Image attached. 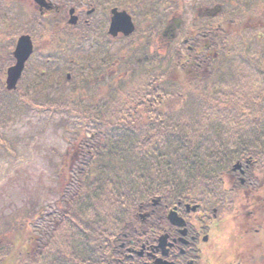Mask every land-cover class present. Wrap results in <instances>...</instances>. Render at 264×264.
I'll return each mask as SVG.
<instances>
[{"label": "trees", "instance_id": "16d2710c", "mask_svg": "<svg viewBox=\"0 0 264 264\" xmlns=\"http://www.w3.org/2000/svg\"><path fill=\"white\" fill-rule=\"evenodd\" d=\"M249 9L240 6L220 24V34H210L217 54L204 53L208 44L197 42L191 57L179 46L169 56L156 51L127 77L106 83L105 91L99 86L105 98L97 103L71 92L32 103L90 111L77 132L88 140L85 132L95 135V159L80 166V183L44 234L32 226L29 234L27 223L14 227L17 217L7 224L14 227L9 238L0 222V264H114L118 238L134 235L137 211L153 196L199 197L191 192L198 178L220 189L219 177L235 161L264 162V21ZM246 18L257 28L243 26ZM193 60L201 66L184 67ZM12 101L0 84V121L13 112ZM76 146L73 158L82 149Z\"/></svg>", "mask_w": 264, "mask_h": 264}, {"label": "rangeland", "instance_id": "374dc122", "mask_svg": "<svg viewBox=\"0 0 264 264\" xmlns=\"http://www.w3.org/2000/svg\"><path fill=\"white\" fill-rule=\"evenodd\" d=\"M18 1L19 4L18 2H13V0L0 1V44L2 47L6 46V43L9 41L10 36L12 37L13 34H17V32L20 31V28H22H19L20 18L22 14L25 15V13H27L26 18H28L29 22L31 21L30 18L34 17L31 12L30 0ZM185 1L187 3L191 0ZM258 1L261 4L262 0ZM5 2L6 4H4ZM197 2H203L204 4H206L207 0H197ZM157 5L159 4L157 3ZM188 5L189 4H186V6L184 7H178L179 10L176 13L177 15H180L184 11H187V15L184 16L185 22L188 21L187 18H190L189 16L192 13L190 10L191 7ZM3 10H5L6 13H4ZM143 14H146V11H144L143 13H139V22L136 23L138 29L136 32H138L139 30H143L142 32H144V34L134 33L132 36H129V39H109L107 42L99 41V39L101 38V34H86L85 32L87 31V29L83 24L79 28L81 38L79 39L78 36L79 40L77 41L74 39L73 41V39H71L69 36L70 34H74V29L64 27L61 24L56 26L52 18H44L46 25L45 34L37 35L36 39L33 38L35 48L34 52H39V50H42L43 47L51 43V45L48 46V50H51V53L56 52V54L49 56L52 60H54L58 56V60L55 61V63L59 64V67L54 68V71L55 75L58 76L56 77V79L58 80L59 84H61L60 81L63 80V78L59 76L60 72L67 66H70V71L72 72L73 79L72 85L75 86L79 85L78 81L81 77H97L98 79L109 78L110 80H114L112 78L115 74L119 75L120 78L124 76L127 77L133 70V68L137 66L133 61L130 60V57L133 55L130 48L137 46L138 41H141L143 43L147 38L145 36L151 35L146 34V29H148L150 22H147V19H144ZM204 14L206 13L204 12ZM262 15H264V8L262 10ZM206 20H209V18H206ZM151 24L155 25L154 31L156 34L159 30H161L164 22L156 20ZM186 24L187 23H184L183 26H185ZM18 28L19 30L17 31ZM76 35L77 34H74V36ZM68 38L70 43L74 42V45H72L70 49L67 48V58L63 59L61 50L62 47L58 42L63 40L65 41ZM158 38L159 34L156 40L157 48H159V45L161 47H164V45L160 42V40H158ZM153 43L154 41L150 44V47H153ZM8 44L6 47L8 48L9 54V52L12 50L11 44H13V42H8ZM72 48L74 49L71 50ZM173 49L174 46L166 47L158 53L161 55L169 56V53H171ZM108 57L113 65L104 66L105 61H103L104 63H101V60L104 58L106 60V58ZM120 57L121 60H119ZM74 58H77L79 63L78 65H76L75 63H69V60ZM92 58H94V60H97V62L95 61L88 63ZM123 60H126V62L122 63ZM9 61L10 60L8 57V59L3 62L4 66H6ZM165 63H167V60L163 59L162 64L164 65ZM42 69H46V67L43 63L37 61L35 55L29 58L27 69H25L24 73L23 87L25 91L27 86H31L33 88V84L37 79L36 74H39ZM79 69L82 70L81 73L79 72ZM149 69H153V67L151 66ZM30 71L31 73L29 74ZM51 72L52 70L48 71L49 75H51ZM97 85L98 84H96L95 86ZM64 88L70 89L71 85ZM79 89L75 92L76 94ZM93 89L95 90L94 87H89L86 89V91L84 92V96L87 99L85 100L92 103H97L100 100V90L96 88L93 94ZM25 96L28 97L29 94L25 93ZM13 106L15 110L12 113H9L7 120L4 123H0V222L2 223L3 229H5V234L9 238L13 237L14 227H19V225L23 223L28 224L29 222H33L31 221V219L34 220L33 218L35 217V213L37 214L38 211L40 213L42 209H46L48 207V204L54 203L56 201V193L59 184V180L57 177L58 173L56 171H62V169L60 167H57L56 164L57 162L62 163V158H67L65 153L68 150L71 152V150L67 147L66 138H68V136L66 135L64 128H71L73 126L72 123L66 121L68 117L65 116V114L62 115L56 113L53 115H49L46 113H38V110L36 108L33 109V107L28 105L25 106L27 108L26 111L24 109H22V111H18L15 108V103H11V107ZM68 111L71 115H76L72 110ZM74 136H76V134H74ZM71 140L76 141L74 138H72ZM89 143L91 144V142ZM253 166L254 165H251L250 168L253 169ZM214 180L217 179L213 177V181ZM219 180L223 182L220 189H218L219 185L216 186L213 184L209 186V183L198 178L199 185L195 187L197 189H191V192L193 193L196 191L195 195L203 197L206 200H211L212 202H214V208H220L221 210H225L227 213L233 205L229 206V203L225 204V201H228V197L226 194H228L229 190L232 189L231 185L233 182L229 178L225 177V175H221L219 177ZM205 183L207 185H204ZM234 187H236V184ZM237 189L241 191V188L238 184ZM191 200H194V198L190 197V200L183 201L182 203H184L185 206L189 205L192 207ZM194 202L196 205L197 201ZM199 202L200 203H197L198 205L202 204L201 201ZM145 214L146 213L143 212L140 215L144 216ZM260 214L261 215L257 218L260 220L262 219L264 224V210ZM17 217L19 218L18 223L15 224L12 230V227L10 225L8 226L7 224L12 223V220ZM226 222L227 223L225 224L227 225L225 229H227V231H225L224 233L227 235L229 241L225 240V238L223 237H220L219 241L220 243H222L223 238V241H225L227 244L226 246H228V244L230 245L232 242L231 236L229 237V234L233 231L232 225L234 223L231 218L228 221L226 220ZM25 229L29 234H33L32 230H30L29 225H26ZM11 231L13 232L10 233ZM235 232H237V230ZM235 236L239 238L237 240L238 244H240L239 240L242 243L243 236H239L237 235V233L235 234ZM250 236L255 237L256 235L250 234ZM211 240H215L213 230L212 233L208 232V239L204 243L208 245L210 244ZM126 245L127 244L125 243V245H123L121 249H123ZM230 249L231 248H227L226 251ZM241 252L235 251L233 253L234 257L240 255ZM113 253L115 256H118V253ZM245 253H243L241 256H244ZM255 254V258L258 259L259 253Z\"/></svg>", "mask_w": 264, "mask_h": 264}, {"label": "flooded vegetation", "instance_id": "af4514ba", "mask_svg": "<svg viewBox=\"0 0 264 264\" xmlns=\"http://www.w3.org/2000/svg\"><path fill=\"white\" fill-rule=\"evenodd\" d=\"M14 1L19 4L18 0ZM186 4H189L191 12L196 15L213 16L215 11L211 7L217 2L207 0L204 4L197 0L187 3L185 0H30L34 17L29 22L27 13L21 15L19 28H22L16 36L29 34L36 39L37 35L45 34L44 18H52L56 26L61 24L74 29V34L77 35L80 34L79 28L83 24L87 29L86 34H101L103 40L108 34H124L121 28H126L128 21L134 24V30L129 34H144L143 30L136 32L139 13L144 11V19L150 22L146 34H155V25L151 23L156 20L164 22L168 29L165 34H178L187 11L183 15L176 13L178 7ZM12 38L10 36L9 40L12 41ZM43 50L44 47L36 53L40 55ZM62 54L65 55L63 51ZM67 72L70 71L65 73ZM97 80L96 78L95 81ZM229 178L236 183V190L228 192L229 197L225 204L233 206L227 213L220 208H214V203L199 204L193 211L177 203L175 216L170 214L172 208L155 206L135 226L134 237L128 239L127 243H122L127 245L123 248L119 264H264V224L262 219L257 218L264 210V169L247 167L243 180L237 175ZM237 184L241 191L237 189ZM230 218L234 223L233 231L229 234L232 242L226 246L223 238L227 241L229 239L224 233L227 231L225 223ZM212 230L215 240L207 245L204 242L208 239V232L212 233ZM236 233L243 236L242 243L239 240L240 244ZM250 234L256 236L252 237ZM220 237H223L222 243L219 241ZM227 248L231 249L226 251ZM235 251H240L241 254L234 257ZM243 253L245 255L241 256ZM255 253H259L258 259L255 258Z\"/></svg>", "mask_w": 264, "mask_h": 264}, {"label": "water", "instance_id": "95a60500", "mask_svg": "<svg viewBox=\"0 0 264 264\" xmlns=\"http://www.w3.org/2000/svg\"><path fill=\"white\" fill-rule=\"evenodd\" d=\"M129 28L131 26L128 25ZM129 28H121L125 33L128 32ZM115 35V34H113ZM31 53V43L28 36H22L19 38L16 49L14 51V56L16 58V64L7 70V86L12 88L15 86L18 80L23 64Z\"/></svg>", "mask_w": 264, "mask_h": 264}]
</instances>
